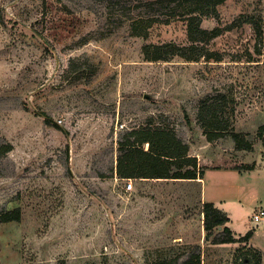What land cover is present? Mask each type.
<instances>
[{"label": "rangeland", "instance_id": "374dc122", "mask_svg": "<svg viewBox=\"0 0 264 264\" xmlns=\"http://www.w3.org/2000/svg\"><path fill=\"white\" fill-rule=\"evenodd\" d=\"M147 1L0 0V212L21 210L0 223V264H182L199 248L201 264H264V63L247 61L263 44L252 24L189 39L188 15ZM217 10L202 28L264 25V0ZM144 127L172 131L202 168L240 171H209L203 192L137 178L126 192L119 142ZM215 185L248 242L208 236Z\"/></svg>", "mask_w": 264, "mask_h": 264}, {"label": "trees", "instance_id": "16d2710c", "mask_svg": "<svg viewBox=\"0 0 264 264\" xmlns=\"http://www.w3.org/2000/svg\"><path fill=\"white\" fill-rule=\"evenodd\" d=\"M226 1L227 0H155L147 1L144 4L147 7L157 6L166 8L180 15L181 18L182 16L186 18L188 15V19L186 20L188 21L189 39L211 40L221 36L225 30L236 28L242 24H252L259 38V43L263 44L264 47V25L258 23L251 15L243 14L239 16L227 27V29L220 26H216L212 29L201 27L204 18H218L217 8ZM146 32L145 30L144 33L138 34H147ZM155 47L156 51L160 49L158 46ZM176 48L179 50L177 54L181 55L183 49L179 47ZM185 58L187 60L193 59L189 56ZM151 60L167 61L168 59L166 57H161V55H157ZM247 61L264 63V50H259L257 47ZM46 120L48 121V118H46ZM232 138L235 139L238 149H251V145L249 143H244V141L240 139L239 134L233 133ZM257 138L264 149V125L260 127ZM214 139L215 138L210 137V140ZM146 144L149 147L148 150H145V147H143ZM119 145L125 153L118 158L116 173L122 179L188 180L190 182H195L199 178H204L205 168L199 166L196 158L189 156L190 147L177 138L172 131L152 127L132 130L125 135L124 140L120 141ZM202 214L204 217V228L208 236H212L215 229H220V235L214 237L213 242L216 244L248 242L253 236V232L250 230L245 236L236 238L228 226L230 222L228 214L211 202H205L203 204ZM20 219V208L12 211L0 212V223L20 221ZM192 259V261H185L182 264H201L200 248L198 249V254H194Z\"/></svg>", "mask_w": 264, "mask_h": 264}, {"label": "crops", "instance_id": "0c3cea01", "mask_svg": "<svg viewBox=\"0 0 264 264\" xmlns=\"http://www.w3.org/2000/svg\"><path fill=\"white\" fill-rule=\"evenodd\" d=\"M148 149H149V147H148ZM147 148H145V150H148ZM228 165H225V167L224 166H222V165H215L214 166V168H212V167H207V168H205V171H204V178L203 179H201V178H199L198 180H196L195 182H198V183H200V185H201V192H203V190H204V186H205V189L207 188V181H206V177H207V174H208V172L209 171H214V170H234V171H237V172H239L240 170H238V169H232V168H226ZM134 180V179H133ZM164 181H166V180H164ZM181 181H186V180H181ZM188 181V180H187ZM188 182H190V181H188ZM214 184H216L215 182H214ZM215 188H213L214 189V191H213V197L210 199V200H208V198H207V196H203L202 195V200H203V204L205 203V202H211V203H213V204H215V206H217L218 208H220V209H222L223 211H225L228 215H229V208H225V207H222L223 206V204L225 205L226 203H224V202H221L220 201V197H218V195H216L215 194V190H217L218 191V189H219V187L217 186V185H215L214 186ZM218 188V189H217ZM235 190L237 191V189L235 188ZM230 216V215H229Z\"/></svg>", "mask_w": 264, "mask_h": 264}, {"label": "built area", "instance_id": "2783aa9c", "mask_svg": "<svg viewBox=\"0 0 264 264\" xmlns=\"http://www.w3.org/2000/svg\"><path fill=\"white\" fill-rule=\"evenodd\" d=\"M124 181V189L126 192H131L134 189V180L133 179H123ZM264 219V209L255 212L253 215V221L259 222Z\"/></svg>", "mask_w": 264, "mask_h": 264}]
</instances>
